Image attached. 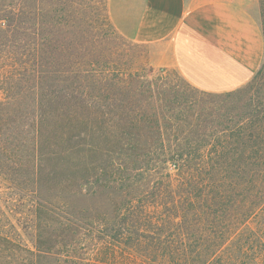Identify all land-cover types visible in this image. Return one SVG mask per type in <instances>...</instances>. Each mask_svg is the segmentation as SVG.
<instances>
[{
    "label": "trees",
    "instance_id": "16d2710c",
    "mask_svg": "<svg viewBox=\"0 0 264 264\" xmlns=\"http://www.w3.org/2000/svg\"><path fill=\"white\" fill-rule=\"evenodd\" d=\"M105 1L0 0V168L37 194L0 264H264L258 103L160 105L98 58Z\"/></svg>",
    "mask_w": 264,
    "mask_h": 264
},
{
    "label": "crops",
    "instance_id": "0c3cea01",
    "mask_svg": "<svg viewBox=\"0 0 264 264\" xmlns=\"http://www.w3.org/2000/svg\"><path fill=\"white\" fill-rule=\"evenodd\" d=\"M254 0H108L125 38L150 46L158 64L193 87L226 93L247 85L264 62Z\"/></svg>",
    "mask_w": 264,
    "mask_h": 264
},
{
    "label": "rangeland",
    "instance_id": "374dc122",
    "mask_svg": "<svg viewBox=\"0 0 264 264\" xmlns=\"http://www.w3.org/2000/svg\"><path fill=\"white\" fill-rule=\"evenodd\" d=\"M83 1H81V6ZM108 0L105 1L103 8H107ZM253 8L260 18L262 25V10L263 6L260 0L253 1ZM102 16L101 10L99 9ZM102 30L103 45L102 53L98 58L103 62L105 58L112 61V65L126 74H132L139 80V88L144 86L151 89L156 97L162 98L160 105L171 100H177L178 104H189L196 98L201 103L203 109L213 106L221 108L235 107L236 111L241 108L243 103H258L260 111L264 116V62L256 72L254 78L242 88L232 92L231 95H207L199 93L195 88L189 85L186 80L178 73V71L169 66H161L158 64L157 56L154 50L144 44L135 43L123 35L113 32L106 24L100 26ZM263 29V25H262ZM148 93H151L150 91ZM164 108V107H162ZM122 124V122H117ZM118 132V131H116ZM145 133V132H143ZM10 165L5 164L0 168V224L22 222L23 240L32 246L34 232L27 225L31 218L32 207L37 200V194L30 191L32 183L29 181L22 182L17 179V175H13V169ZM22 171V172H21ZM19 171L21 177H27L28 174H23L25 170ZM13 172V173H12ZM49 190V189H48ZM51 194L48 191L47 197ZM7 225V224H6Z\"/></svg>",
    "mask_w": 264,
    "mask_h": 264
}]
</instances>
